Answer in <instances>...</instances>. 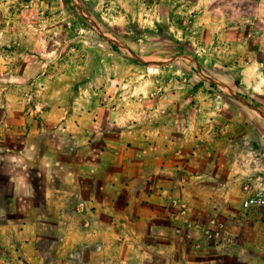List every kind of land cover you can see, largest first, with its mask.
<instances>
[{
    "label": "rangeland",
    "instance_id": "rangeland-1",
    "mask_svg": "<svg viewBox=\"0 0 264 264\" xmlns=\"http://www.w3.org/2000/svg\"><path fill=\"white\" fill-rule=\"evenodd\" d=\"M0 150V210L43 214L48 255L67 166L131 203L143 264L264 258V208H239L264 193V0H0Z\"/></svg>",
    "mask_w": 264,
    "mask_h": 264
},
{
    "label": "crops",
    "instance_id": "crops-1",
    "mask_svg": "<svg viewBox=\"0 0 264 264\" xmlns=\"http://www.w3.org/2000/svg\"><path fill=\"white\" fill-rule=\"evenodd\" d=\"M3 155L5 151L0 150V156ZM48 167H53L52 161ZM63 169L65 174L60 184L64 188L53 187L50 183L52 169L50 180L45 183V204L53 209L56 222L54 251L48 255L45 249H38V233L47 231L42 225L43 214H34L30 220L18 221L6 217L5 212L0 210V264H51L53 261L86 264L82 261L90 253L95 254L101 264H143L144 256L136 259L138 256L135 254L144 251V247L142 243L138 244L136 231L131 227L126 228L128 225L124 222L132 217L131 203L126 206L128 210L124 215L117 214L108 204L100 201L99 195L83 196L76 171L67 166ZM157 197L154 191L150 192L147 201L154 203L158 201ZM91 201L95 202L92 206ZM77 202H85L86 208H76ZM239 208L244 212L254 211L242 208L241 202ZM258 236L256 248L263 250L261 240L264 230H258ZM253 264H264V258L258 255L253 259Z\"/></svg>",
    "mask_w": 264,
    "mask_h": 264
},
{
    "label": "built area",
    "instance_id": "built-area-1",
    "mask_svg": "<svg viewBox=\"0 0 264 264\" xmlns=\"http://www.w3.org/2000/svg\"><path fill=\"white\" fill-rule=\"evenodd\" d=\"M242 208L246 210H257L264 208V193L263 192H248L241 200Z\"/></svg>",
    "mask_w": 264,
    "mask_h": 264
},
{
    "label": "trees",
    "instance_id": "trees-1",
    "mask_svg": "<svg viewBox=\"0 0 264 264\" xmlns=\"http://www.w3.org/2000/svg\"><path fill=\"white\" fill-rule=\"evenodd\" d=\"M117 35V34H116ZM116 37H119V36H116ZM115 47V46H114ZM180 49V53H185V49L183 48V47H180L179 48ZM252 102V104L254 105V106H256V107H259L258 105H256L253 101H251Z\"/></svg>",
    "mask_w": 264,
    "mask_h": 264
}]
</instances>
